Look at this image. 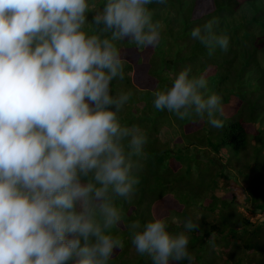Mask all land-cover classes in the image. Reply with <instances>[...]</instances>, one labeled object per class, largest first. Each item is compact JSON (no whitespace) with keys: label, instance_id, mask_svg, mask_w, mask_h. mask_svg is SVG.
<instances>
[{"label":"clouds","instance_id":"9594fccd","mask_svg":"<svg viewBox=\"0 0 264 264\" xmlns=\"http://www.w3.org/2000/svg\"><path fill=\"white\" fill-rule=\"evenodd\" d=\"M164 3L0 0V264H109L123 247L118 201L136 194L147 134L122 121L133 94H113L126 63L117 44L157 46L162 25L149 6ZM218 24L191 31L209 55L228 51ZM191 73H167L154 108L223 128L222 96L205 97L206 77ZM198 228L190 218L178 233L159 217L127 225L152 264H193L188 234Z\"/></svg>","mask_w":264,"mask_h":264},{"label":"trees","instance_id":"16d2710c","mask_svg":"<svg viewBox=\"0 0 264 264\" xmlns=\"http://www.w3.org/2000/svg\"><path fill=\"white\" fill-rule=\"evenodd\" d=\"M92 2L99 6L102 0ZM149 7L162 25L157 46L117 44L126 63L124 79L112 83L113 94L132 92L121 117L145 130L147 156L134 171L139 183L133 200L118 201L123 223L113 234L123 247L109 264H152L147 255L136 254L127 225L158 217L172 233L189 218L199 225L188 234L193 264H264V217L247 219L230 189L244 192L245 211H264V135L255 129L264 115V0H165ZM213 17L219 20L217 31L229 36V47L209 55L191 31ZM153 64L161 70L154 72ZM188 66L192 75L207 78L209 94L222 96L224 113L217 118L223 128L154 108L152 92L171 85L167 73ZM252 142L249 163L243 154ZM220 180L223 196L217 194Z\"/></svg>","mask_w":264,"mask_h":264},{"label":"rangeland","instance_id":"374dc122","mask_svg":"<svg viewBox=\"0 0 264 264\" xmlns=\"http://www.w3.org/2000/svg\"><path fill=\"white\" fill-rule=\"evenodd\" d=\"M154 65V72H157V71H160L161 70V66H159V64H153ZM264 65V64H263ZM206 80H207V78H206ZM209 87V84L207 85V87H206V89H203L202 90V92H203V94L205 95V97H207L208 95H211V94H209L210 92H207L208 90H207V88ZM213 93V92H212ZM259 123V124H258ZM256 127L259 129V130H262L263 131V135H264V115H262L261 116V118H260V121L259 122H257L256 123V126H255V129H256ZM253 131V130H252ZM256 131H257V129H256ZM263 143H264V140H263ZM253 146H254V143L252 142L251 143V146L249 147V148H247V150L245 151V153L243 154L242 152V154L244 155V157L246 158V159H248L249 158V156H250V154H251V152H252V149H253ZM240 153V162H241V166L242 165H244L245 163H243V155ZM262 154L264 155V148H263V150H262ZM262 160H263V162H264V159L263 158H261ZM239 162V163H240ZM248 162L250 163L251 162V159L249 158V160H248ZM264 164V163H263ZM225 184H224V181H219V187H221V188H223V186H224ZM231 189V191L232 192H234L235 194H236V197H237V199H236V201H237V204L238 205H240L241 207H244L245 206V203H246V199L244 198V196H243V191L241 190V189H239V188H236V186H233L232 188H230ZM226 193V191H225V189L223 188V189H220V190H218V192H217V194L219 195V196H223L224 194ZM241 207H239V212L240 213H242V214H244L245 216H246V218L247 219H249L251 222H256L257 220H259V219H262V217H264V214H263V212H261V211H258V210H253V212H250V211H245V209L244 208H241ZM175 222H177V221H175Z\"/></svg>","mask_w":264,"mask_h":264}]
</instances>
